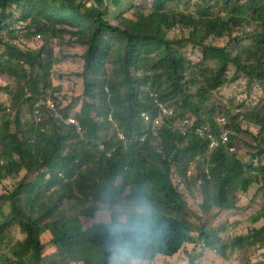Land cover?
Segmentation results:
<instances>
[{
	"label": "trees",
	"instance_id": "obj_1",
	"mask_svg": "<svg viewBox=\"0 0 264 264\" xmlns=\"http://www.w3.org/2000/svg\"><path fill=\"white\" fill-rule=\"evenodd\" d=\"M54 41L83 49L74 54L83 60L77 109L55 96L52 70L72 53L58 56ZM240 73L250 99L243 113V103L218 96ZM0 81L14 85L12 114L0 100V264H107L99 209L140 190L164 225L147 264L195 240L200 256L264 264V255L252 259L264 249V205L250 219L262 224L244 233L223 237L226 224L210 225L258 204L252 188L264 194V0H0ZM45 96L77 126L43 106L36 115ZM155 99L175 112L150 127L140 115ZM221 115L229 145L209 149L196 128L218 136ZM238 142L243 157L228 150Z\"/></svg>",
	"mask_w": 264,
	"mask_h": 264
},
{
	"label": "rangeland",
	"instance_id": "obj_2",
	"mask_svg": "<svg viewBox=\"0 0 264 264\" xmlns=\"http://www.w3.org/2000/svg\"><path fill=\"white\" fill-rule=\"evenodd\" d=\"M115 12V9H111V13L110 15H108V18H110ZM33 42L34 47L40 46L42 43L40 41V38L37 37L33 39ZM53 46L55 53L58 56H60V54H62L64 50H68L70 53H72L70 57L64 59L60 64L55 65L52 70V81L54 86L57 84L61 85L60 92H57L55 96H57L60 100H64L66 104L69 103L72 99H74L77 102V105H75V109H77L80 107L82 102V84L80 77L74 74L76 71L82 68L83 60L80 55L75 56L74 54H79L80 52H82L83 49L79 45L68 47L61 46V44L57 41H54ZM229 75L231 76V78L234 76L233 66L229 67ZM0 88V100L3 102L4 107H10L9 109L11 110L10 93L13 92L14 85L8 81H0ZM218 96L224 104H230L233 102L243 103L244 106L242 108H237L240 109L241 113H243L250 106V99L246 90L245 75L240 73L228 86L220 90ZM236 110H232V114L237 113ZM12 113L13 112H11V114ZM29 117L30 115H24V118L26 119ZM243 147L244 145L242 142H238L235 145V151L240 152L242 157L245 155ZM24 174L25 171H22L20 173L19 178H22ZM188 175L190 174L188 173ZM16 182L17 180L6 179L3 185L7 187H13ZM254 195H256L258 204L248 206L246 209L243 210L236 209L223 211L222 214L217 218H210V225L222 226L226 224L229 230L226 233H222L223 237L244 233L248 231L251 227L260 226L263 221L256 222V224L253 225V223L250 222V219L251 216L256 213L262 205H264V194H256V189L252 188L248 193V198L253 197ZM243 200L246 201L245 198H243ZM195 236L196 238L198 237L197 235ZM199 242L201 241L195 240L193 243H186L183 250L171 257L170 259L165 258L163 256H159L155 260L154 264H191V257H196L194 264H239V260L236 256H232L227 260H223L214 250H204L203 256H200V249L198 248ZM49 247L52 249L51 246ZM263 255L264 249L258 251L257 254L252 257V259H262Z\"/></svg>",
	"mask_w": 264,
	"mask_h": 264
},
{
	"label": "clouds",
	"instance_id": "obj_3",
	"mask_svg": "<svg viewBox=\"0 0 264 264\" xmlns=\"http://www.w3.org/2000/svg\"><path fill=\"white\" fill-rule=\"evenodd\" d=\"M46 98L49 96L40 97V99ZM9 108L5 107V111L11 113ZM35 114L37 115L36 112ZM83 133L84 131L78 134ZM228 145L229 142L224 146ZM231 147H234V150H231ZM235 149L234 145L228 148L230 152H234ZM96 224L105 234L103 245L107 253V264H147L146 255L160 238L164 227L151 200L144 194V190H140L132 200L121 202L111 208L101 205Z\"/></svg>",
	"mask_w": 264,
	"mask_h": 264
},
{
	"label": "built area",
	"instance_id": "obj_4",
	"mask_svg": "<svg viewBox=\"0 0 264 264\" xmlns=\"http://www.w3.org/2000/svg\"><path fill=\"white\" fill-rule=\"evenodd\" d=\"M37 109L35 110L36 113H40L39 106H45L46 108L50 109L54 116L66 124H74L77 126V120L74 117L62 118L60 113L57 111L54 102L50 98L40 99ZM175 112V107L173 104H165L160 102L158 99H155V106L152 110L143 111L141 113V118L147 123L150 127H158L160 126L164 119H169V117L173 116ZM189 120H184L182 125L180 126L181 129L183 126H187ZM218 123L222 126V130H220L217 137L213 134L212 128L210 125H199L196 128L195 133L199 136L208 137L209 148H214L215 146L225 145L229 142V118L226 115H221L218 117ZM79 128V127H78ZM77 133H82L80 129H77ZM120 138L125 140L126 136L123 133H120ZM101 149H105L104 145H100ZM234 150V147L230 148Z\"/></svg>",
	"mask_w": 264,
	"mask_h": 264
}]
</instances>
